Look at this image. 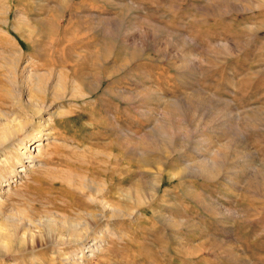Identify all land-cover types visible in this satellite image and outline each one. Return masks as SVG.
Masks as SVG:
<instances>
[{
  "label": "rangeland",
  "instance_id": "obj_1",
  "mask_svg": "<svg viewBox=\"0 0 264 264\" xmlns=\"http://www.w3.org/2000/svg\"><path fill=\"white\" fill-rule=\"evenodd\" d=\"M0 264H264V0H0Z\"/></svg>",
  "mask_w": 264,
  "mask_h": 264
},
{
  "label": "bare ground",
  "instance_id": "obj_2",
  "mask_svg": "<svg viewBox=\"0 0 264 264\" xmlns=\"http://www.w3.org/2000/svg\"><path fill=\"white\" fill-rule=\"evenodd\" d=\"M22 141L23 140H20V141H18V144L19 143H21L22 144ZM41 143L40 142H38V144L36 145V147H37V151H39V145H40ZM36 147H34L33 146V150H35L34 148H36ZM26 167H29V168H31L32 166H29V165H26ZM23 170H25V169H21L20 171H23ZM19 171V172H20ZM97 191H98V189H97ZM103 203V202H102ZM104 208L102 209V211H103V213H108L109 215L110 214H112L114 211H115V209L112 207V206H110L108 203H105L104 204ZM107 206V207H106ZM116 213V212H115ZM78 218H83V216H80V217H78ZM86 218H90V219H87L85 222H79L78 220H71V221H67L66 223H60V224H58L55 228V230H56V232L54 233V234H56V235H61L62 233V235L64 236V233L65 234H71V236L74 238V239H76V238H78V236H80L79 237V239L82 237V236H84L85 234H86V232L87 231H84V230H88L89 228H91L98 220H99V218H102V217H98V214L95 212V213H88L87 214V216H86ZM47 219V218H46ZM83 220V219H82ZM46 222H50V220H48L47 219V221ZM94 227V226H93ZM85 228V229H84ZM55 235V236H56ZM61 235V236H62ZM70 236V235H69ZM72 239V238H71ZM82 239V238H81ZM73 241V240H72ZM89 240H85V241H83V242H81L80 244H86L87 242H88ZM88 244V243H87ZM89 246H91V245H89ZM89 246H87V248L89 247ZM94 246V245H93ZM92 246V247H93ZM94 249V248H93ZM88 250V249H87ZM89 251H92V252H95V251H97V250H89ZM93 254V253H92ZM89 255V254H88ZM67 263V262H66Z\"/></svg>",
  "mask_w": 264,
  "mask_h": 264
}]
</instances>
